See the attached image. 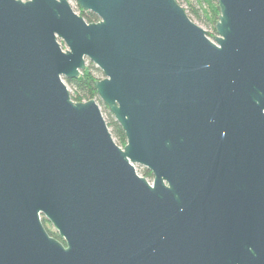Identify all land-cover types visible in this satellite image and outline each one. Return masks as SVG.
Wrapping results in <instances>:
<instances>
[{"label": "water", "instance_id": "water-1", "mask_svg": "<svg viewBox=\"0 0 264 264\" xmlns=\"http://www.w3.org/2000/svg\"><path fill=\"white\" fill-rule=\"evenodd\" d=\"M75 1L0 0V264H264V0Z\"/></svg>", "mask_w": 264, "mask_h": 264}, {"label": "trees", "instance_id": "trees-1", "mask_svg": "<svg viewBox=\"0 0 264 264\" xmlns=\"http://www.w3.org/2000/svg\"><path fill=\"white\" fill-rule=\"evenodd\" d=\"M186 1L188 7L185 8L193 20L200 19L207 25L212 26V30H214L215 33H217L216 30V24L219 20V15L221 13L220 7L217 3V0H184ZM180 3V1H178ZM181 4V3H180ZM182 5V4H181ZM75 11L78 12L80 15L86 19L87 22H96L99 20V17L97 14L92 13L90 11H83L81 6L78 4L77 8H75ZM208 37H212V33L208 32ZM102 75V71L100 68H97L92 63L89 66H86L85 70L82 71L79 77H76V79H68L65 78V81H67L68 85L72 88V99L75 102L78 101H89V99H95L97 102L103 106V112L105 114L106 122L109 126L111 134L114 136L116 143L119 146L124 147L127 137L124 132V129L121 127V125L116 121L114 115L112 112H109L108 107L104 104V102L101 101V99L98 96V91H96V82L100 79V76ZM142 176H144L147 179H154L152 172L145 168L143 170ZM44 225L46 226L47 220L44 219ZM47 230L49 231V234L54 236L55 238H58L59 240H63L62 237H59L58 233L55 231H52L50 227H47Z\"/></svg>", "mask_w": 264, "mask_h": 264}, {"label": "rangeland", "instance_id": "rangeland-1", "mask_svg": "<svg viewBox=\"0 0 264 264\" xmlns=\"http://www.w3.org/2000/svg\"><path fill=\"white\" fill-rule=\"evenodd\" d=\"M25 1V0H24ZM178 1H180V3L182 4V7L185 9V8H187L188 7V5H187V3H186V1H184V0H178ZM70 3H72V6L74 7V9L75 8H77V2L75 1V0H70ZM78 13V12H77ZM196 23H198L200 26H202L205 30H207V32H209V33H212V37H210L211 39H213V37L214 36H217V33H215L214 32V30H212V26H210V25H207L206 23H204L203 21H201L200 19H193ZM63 44V43H62ZM64 46H65V44H63V48H64ZM93 62H91L90 60H88L87 61V64H86V66H89V65H91ZM94 64V63H93ZM94 66L96 67V65L94 64ZM102 71V70H101ZM104 77V74H103V72H102V75L100 76V78H103ZM66 83H67V81H66ZM67 85H68V83H67ZM68 87H69V89H70V92H71V94H72V88L70 87V85H68ZM99 103V102H98ZM99 105L101 106V104L99 103ZM101 110H103V106H101ZM102 113H104L103 111H102ZM105 114L106 113H104V116H105ZM136 167H137V170H138V173L140 174V175H142V173H143V170L145 169V167H143V166H141V165H138V164H136ZM150 180V182H153V180L154 179H149ZM47 220V219H46ZM46 223V226L49 228L50 227V229L52 230V231H55L56 232V229H55V227H53V225L50 223V221H48L47 220V222H45Z\"/></svg>", "mask_w": 264, "mask_h": 264}]
</instances>
